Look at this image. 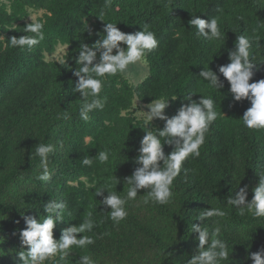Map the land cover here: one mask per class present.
<instances>
[{
	"label": "trees",
	"instance_id": "16d2710c",
	"mask_svg": "<svg viewBox=\"0 0 264 264\" xmlns=\"http://www.w3.org/2000/svg\"><path fill=\"white\" fill-rule=\"evenodd\" d=\"M29 10H41L42 15L28 21ZM101 10L104 21L99 18ZM192 14L216 18L221 38L209 41L197 36L188 24ZM106 22L117 23L127 33L147 24L158 45L142 59L145 74L139 81L133 83L123 73L102 78L104 108L93 110L83 121L79 116L83 100L72 91L78 79L73 75L75 57L81 43L91 45L99 38L96 33ZM28 23L42 25L43 39L37 37L39 42L31 48L10 46L13 36L35 35L24 31ZM237 35L253 41L250 58L257 65L250 82L264 79V0H111L108 6L106 0H0V249L4 253L0 264H20L23 215L43 218L48 200L67 205L63 220L53 229L55 239L89 212L97 222L93 231L77 234L92 237L94 243L73 246L60 264H78L82 255L95 264H188L198 244L192 223H203L210 234L221 227L220 238L230 254L220 264H252L249 253L264 247V217L254 218L247 211L241 216L227 199L247 184L251 200L259 173H264V129L243 125L250 102L234 101L229 83L218 72L219 65L229 62L228 51ZM58 45L65 47L61 59H48L46 55ZM208 66L224 82L222 89L198 75ZM188 93L193 99L212 97L218 113L200 156L183 162L167 204H144L147 190L141 189L136 200L126 203L127 217L114 224L95 188L126 196L125 178L138 166L134 160L145 131L164 127L162 120L137 118L133 105L177 96L169 98L165 109L171 116ZM37 143L55 146L48 157L47 182L37 179L42 171L35 155ZM173 147L165 144V153ZM105 149L109 160L101 164L97 154ZM85 157L93 160L91 166L82 163ZM210 207L221 208L226 215L197 220L198 213Z\"/></svg>",
	"mask_w": 264,
	"mask_h": 264
},
{
	"label": "clouds",
	"instance_id": "9594fccd",
	"mask_svg": "<svg viewBox=\"0 0 264 264\" xmlns=\"http://www.w3.org/2000/svg\"><path fill=\"white\" fill-rule=\"evenodd\" d=\"M110 3L111 0H106V6ZM104 15V11L101 10L100 20L104 21ZM188 24L195 28L197 36L206 40H218L222 36L216 18L204 19L192 14ZM41 30V24L28 23L24 31L35 35L13 36L9 39L10 46L31 48L39 42V39H43ZM87 30L89 35H92V32ZM96 35L99 38L91 45L80 44L78 55L75 57L76 67L73 70V75L78 79L74 81L72 91L79 92L83 100L79 108V116L83 121L89 120V113L93 110L104 108L106 101L100 96L104 84L102 78L125 73L129 65L142 61L146 53L158 45L155 33L147 24L141 27V30L127 33L120 30L117 23L106 22L102 32ZM252 45L253 41L246 35H237L234 48L228 51L229 62L219 65L218 72L229 83V91L234 101L246 99L250 102V107L242 115L243 125L249 129H264V79L250 82L254 76L253 69L257 65L250 58L249 49ZM198 75L213 88L220 90L224 87V82L217 71L209 66L203 67ZM193 93L181 96L180 107L171 116L166 114L165 109L169 106V98L176 100L177 96L167 99L154 97L145 105L149 111L143 112L148 121L152 122L154 118L162 120L164 127L157 128L155 132L145 131L140 141L138 155L134 160L138 166L125 178L129 186L126 196L122 197L116 191L104 187L95 188V196L102 197L99 204L110 208L109 218L114 224L118 225L127 217L125 205L129 200H136L141 189L147 190L144 204L150 201L161 205L167 204L173 195V181L181 174L183 162L189 156H200V147L205 143V135L210 125L217 119L218 113L212 97L200 95L198 99H193ZM165 144L174 146L167 154L164 151ZM54 151L55 146L52 144L37 143L35 155L40 158L42 169L37 176L38 180L47 182L51 179L48 157ZM97 158L101 164L107 163L109 151L107 149L99 151ZM82 163L91 166L93 160L85 157ZM259 176L258 184L252 189L251 200L247 199L249 194L247 184L243 187L238 186L234 195L228 196L227 203L239 209L241 216L247 211L254 218L264 217V173H259ZM105 190L107 195H104ZM66 207L63 201L48 200L43 205L47 213L43 218L37 219L22 213L26 227L19 233L22 246V250L18 252L20 264H45L48 260L60 264L70 254L73 246L85 248L94 243L90 236L77 235L91 232L96 227L97 222L92 219L91 212L87 213L78 225L73 224L63 228L59 239L54 238L53 229L58 221L63 220L61 213ZM225 215V211L221 208L210 207L198 213L197 220L222 218ZM202 224L191 225V233L197 234L195 239L198 244L188 264H220L221 261H228L230 253L227 243L220 238L221 227H214L210 234L208 228L203 227ZM213 224L218 225V221L213 220ZM23 246H27V249L23 250ZM3 254V250L0 249V255ZM57 257L58 259H54ZM248 258L251 259L252 264H264V247L250 252ZM78 264H95V261L88 255H82Z\"/></svg>",
	"mask_w": 264,
	"mask_h": 264
},
{
	"label": "rangeland",
	"instance_id": "374dc122",
	"mask_svg": "<svg viewBox=\"0 0 264 264\" xmlns=\"http://www.w3.org/2000/svg\"><path fill=\"white\" fill-rule=\"evenodd\" d=\"M41 15H42L41 10H29V16L27 20L34 21L36 18L41 17ZM64 51H65V47L62 45H58L55 51L51 55H46V57L48 59L60 60ZM123 74L133 83L139 81L145 74L144 62L140 61L137 64L129 65L128 70ZM143 111L148 112L149 110L145 107L144 104L139 105L138 103L135 102V104L132 107V113L137 118H144L147 120V116Z\"/></svg>",
	"mask_w": 264,
	"mask_h": 264
}]
</instances>
